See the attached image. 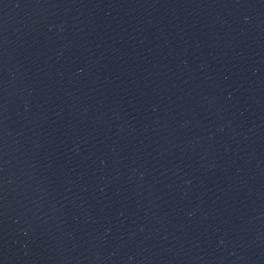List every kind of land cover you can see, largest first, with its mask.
Segmentation results:
<instances>
[{"label": "water", "instance_id": "1", "mask_svg": "<svg viewBox=\"0 0 264 264\" xmlns=\"http://www.w3.org/2000/svg\"><path fill=\"white\" fill-rule=\"evenodd\" d=\"M0 264H264V0H0Z\"/></svg>", "mask_w": 264, "mask_h": 264}]
</instances>
